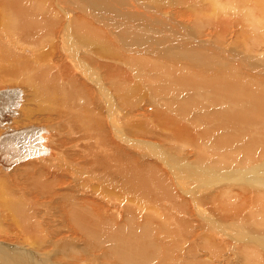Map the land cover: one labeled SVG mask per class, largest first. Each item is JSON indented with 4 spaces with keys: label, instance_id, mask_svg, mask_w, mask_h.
<instances>
[{
    "label": "bare ground",
    "instance_id": "6f19581e",
    "mask_svg": "<svg viewBox=\"0 0 264 264\" xmlns=\"http://www.w3.org/2000/svg\"><path fill=\"white\" fill-rule=\"evenodd\" d=\"M23 1L24 0H0V15L4 13V17L12 20L10 26L13 30V38L23 39V41H21L19 43V46L17 47L13 46L9 38H5L0 35V40L10 45V48L12 49L11 51H9L8 48H0V60L2 59L3 61H5L6 67L12 72L10 78L13 79L14 83H20L18 77L25 76L27 72L30 71L29 75L33 78L38 79L39 84L42 87L48 89L46 93L50 97L48 98L49 102L52 99L55 100L53 109L56 112L60 111L62 113H65L70 110L74 118L78 120V123L82 127H94L101 136L106 135L105 140L107 145H88L87 149H83V151L78 150L81 153L84 152L86 155H83L85 161H82H84V164H76V167L79 168L78 170H80L78 174L73 171V165L71 166V164L66 161L63 156H61V163L59 164V167L67 171V175L57 176L52 173L51 170L52 167L57 169L58 165H56V162L54 161H51L50 163L48 162L49 159H57L59 157L54 156L56 154V150L54 151L53 148H50L48 146V144L50 143L48 142L50 140L48 139V137L52 128L56 130V132L58 129L56 127V123H51L50 125L47 124L46 126L42 125L44 126V130L40 132V136L43 137L42 144L46 146V151L44 153L33 154L18 161L16 160L15 162L8 161V155L6 153L4 154V152L2 155H0V165L7 170L15 164L21 163L25 160L29 161L32 158L29 162H25V164H22V166L14 167V169L12 170V174L18 175L11 176L12 174H10L9 176L21 177L28 175L29 184L33 191L37 190L38 188L46 187L48 185L52 186L56 182L55 179L61 177V183L69 184L68 189L63 192V194L65 195L63 199H65L67 202L62 201V204L67 207L68 210V214L65 213V215H68V219H66V222H68L67 224L70 226L69 228L72 230L73 234H75L79 238L86 239L83 240L85 242H83L82 244L86 243L87 245H81V247H88V249L84 250L86 248H83V254L86 253V255H92L93 248L96 245H98L99 247L104 245L106 251L108 250V253H106L107 258H110L111 260L116 259L120 264H149L154 261H157L155 264H203V260L199 259L200 257L197 256L201 255L203 251L198 247V245L193 249H191V246L193 245H190V237H193L197 234L196 228L205 229V226L209 224L219 226L221 225L220 223H218L219 221L224 222V220H229L231 219L232 215L238 214L244 209L253 208L254 203L258 202L262 204V207L260 209L262 214L258 216L254 221V223L259 224L257 226V230H248L244 231L243 233H239V236L242 239L241 241L235 240L233 238L234 232L226 228L227 224H225L226 226H220L221 229H219V233L221 235L229 237L234 244L240 246L247 252V258L249 262L248 264H264V229L261 226L264 225V177L260 178L258 173H255V170L258 168L264 169V82L256 81L253 79L256 75H251V73H256V71H254L253 68H249L250 56L246 57L245 53L239 54L238 49H235L237 47V40L239 41L237 37L238 35L236 34L235 36L237 39H225L227 34L228 36L231 35V32H228V25L224 24L223 26V24L220 25V23H218V27L220 25L218 30L223 29L219 32V35L223 36L215 37L216 42H212L208 38L203 39L200 37L198 38L189 36L188 38L192 39H186V41H191L188 44L197 43V46H206L207 52L193 51L191 55L190 52L193 49L188 47V50L179 54L180 58L175 56H168L170 59L180 61L202 60L200 67L204 71V74H198L187 66L172 64L170 62L155 60L151 57L134 54L136 51H139V49H142L143 46L147 43L149 49L153 50L156 48V41H145L142 33L138 32V30L140 29L136 28L137 25L140 27H144V25L138 23L136 21V18V22H134V25H131L134 28L131 29L129 27H124L125 29H123L125 31L119 32L120 37L124 39V41L127 40V43L135 48L134 52L131 54V49H125L124 46L120 43V48L122 50H124L125 52H127V50L130 51V54L128 55L122 54L123 57L130 58V62L144 63L147 59L150 62H154L152 64V67L155 69L160 68L163 74L166 73L167 69L174 70L177 75L174 74L173 76H171L170 83L175 87L186 90L189 95L200 96L201 93H203L201 95L203 97L207 92L212 95H214V93L216 94L214 95L213 99L216 103H211V108L217 109L219 105H221V107L208 119V122L213 123L214 125L209 127V131L216 137L215 141H202V138L198 139V131L185 127V124L187 123V126L191 127L190 122H185L178 117H170V119H167L162 114L164 112H171L172 108L180 104V102L184 104H190V101L188 100H178L179 102H174L169 96L170 98L168 97V100L170 101L165 102V107H159L158 104H156L157 102L155 100L154 111L156 113V116L160 117L161 122L165 126H168V133L172 136L166 137L164 135H160V139H164L162 140L163 142L167 140L170 141V143L177 145L178 147H190L193 148L197 153H202L200 147L198 146L199 142L200 145L202 144L201 146H203L204 144L206 145H204L206 147V151L208 147H211L214 156L217 154L215 156L217 158L215 159L218 160L222 165H219V163H217L215 160H213L212 165H214V168L217 169V171L215 172L219 176H221L222 179L219 182L210 183V187H215L217 183V185L219 186V188L217 189L222 191V196H227L229 191L233 187L238 188L242 193L247 194V199L245 200V202L241 204H235V206L240 207L226 210L225 207L214 208L212 197L215 198L220 196L214 190L209 191V194L205 199V204L207 203V205L205 206L199 203V201L194 196L189 195L180 189L179 183H181V180L186 177L184 173L187 172V169L184 165V162L187 161L186 159L181 157V154L178 150L177 152L173 153L177 155L174 156L173 161L171 156L164 154L158 150V147H161V145H159L158 143L149 141L146 145H132V137H129L128 135L125 137L122 134L121 130L119 129L121 123L112 119V109L113 101L116 98L118 99L119 109L123 113L124 117L129 116V114L126 112L127 104L121 98V93L124 87L123 84L125 83V81L123 82L124 78H122V71L124 70L117 67L116 64H119V62L117 61L111 64L109 63L113 61H110L108 63L107 60L115 59L120 55V50L118 48H114V45L112 44V42H110L109 38L105 37L103 30L100 28H96L97 35L102 44H93L91 43V41H88L89 37L85 33L79 31V28L81 27L87 28V30H92L88 26L86 21H81L82 23L74 22L67 15L65 17L56 15V18L53 21L40 19L30 14L33 13V7H30L28 13V5L23 4ZM45 5L46 4L44 1V6ZM75 5L78 11L86 16L94 18V21L96 23H102V21L105 19L103 14L96 9V4H94L95 6L88 3L82 5L80 1H78V3ZM223 8L224 6H221L218 0H216L215 4L210 5L209 10L212 13H218L220 12L218 10H222ZM114 9L116 10L117 7H115ZM220 14H222V11L221 13H219V17L222 16H220ZM123 20L124 19H113L109 22L105 21V23L107 24L106 28L110 31L108 32L112 37H116L113 33H111L110 30L112 24L113 26L117 25L121 27L124 24L118 23L122 22ZM169 21L172 22L171 19ZM60 22H64V26L66 27L63 29V34L60 33L58 36H56L57 32L55 31V27ZM146 23L148 22H145V24ZM82 24L84 25L82 26ZM69 25L70 28L76 32V37H73L72 35L69 37L65 36L67 27L69 28ZM151 34L153 33L151 32ZM240 34L242 36L241 42L243 46H247V42L249 40L250 43L253 44V41L250 38H248L247 36H243L242 32H240ZM170 37L175 40L180 38L176 36ZM70 39H72L71 43H69L68 41ZM165 39H167V37H165ZM180 39L178 42H172H174L175 44L177 43L176 45L183 47L185 44L178 43H182L185 39ZM223 40H231L234 43L235 46H232L231 48L235 49L238 54L236 53L235 55H232V57H229L234 61L238 60L239 63H245L247 65V68L241 65L240 70L248 69V71L251 72L250 74L248 73L249 75L239 74L236 68H233L232 70L227 72H223L220 75H216L218 69L220 68H216L211 65V59H213V56L210 50H218V55H220V49H228L224 47L228 46L227 43H225V45L223 43L222 45H218V42H223ZM255 44L256 43H254V45ZM44 45H47L48 49H44ZM136 46H139L141 48H138ZM251 46L252 45H250L249 49L251 48ZM172 48H176V46ZM165 49L166 51L168 50L167 47ZM96 51L97 53H99V56L96 55ZM142 54H144V51ZM94 57H99L100 59H95ZM43 62L48 66L47 75L35 70H33V72L31 71V66L36 67V69L38 70L42 66ZM124 65L128 72L132 70V67L130 68L126 64ZM96 67L98 68V70L96 69ZM96 72L98 73V76L96 75ZM75 73H77V75ZM76 81L86 84L88 89L81 87L76 83ZM126 82L130 83V81ZM109 86L113 89L114 93H112L108 89ZM83 93H85L87 98H89V95H91V98L93 99L96 96L98 102H100V97L102 94L107 93V95L109 96L110 101H103L100 113L97 112L100 115L97 118V123H95L89 117L90 111L92 112V114H94L95 110L86 109L85 106L81 105L79 97ZM220 98L222 99L221 101H219ZM252 101L255 102V108L251 103ZM21 102L22 95L20 94L18 104L15 106V111L11 114L8 113L7 115H9V117L6 119H4L6 115L4 117L0 116L1 133L6 132L10 129H15L9 125L11 120L13 122H16L17 119H28L30 117L31 113L27 112V109L19 110ZM121 108L124 110H122ZM140 115V121H150V115H148L145 111H143ZM65 118L68 120L70 118V115H65ZM129 120L130 118L127 120V122ZM250 122H256L257 125H260V127L256 129L254 137L245 133V126ZM228 131H230L231 133L221 136L219 138V143H217L218 132L221 135L222 133H226ZM111 133L117 141L112 139ZM80 134L81 130H78V135L80 138H82ZM129 135L133 136L132 132H130ZM247 140H251L252 146H250L248 149H241V144ZM83 142H87V140L83 139ZM211 142L213 143V145L215 143L219 146L218 152H215L216 150H213L214 146ZM234 143L240 145V147L238 146L236 148L235 146H233ZM121 144H126V146H123ZM97 146L98 149L95 148ZM124 147H126V149L130 148L132 151L126 152ZM229 147H235L236 150L239 148L238 150L240 151V155L238 157L241 156V163L237 161V159H235L236 164H231V158L238 154H232L234 150L232 149L233 151H231ZM134 149H137L138 152ZM169 149L171 148H168L167 150ZM205 149H202V151H205ZM223 149H228L230 151L224 152L225 150L223 151ZM209 151L210 150H208L207 152L211 155L212 152ZM255 151L259 152V159L255 158L254 155H256L257 153ZM74 153L75 152L73 151V154ZM244 153L246 154L244 155L245 159L242 158V155ZM69 155L71 157L75 156L72 155V152H70ZM146 155L154 160H158L162 165L159 166V164H157L156 162H150L144 160L145 158H141ZM205 155H207V153L203 155L200 154V156L202 157L198 159L203 160ZM211 157L209 158L210 160ZM235 158L237 157L235 156ZM220 160L224 163V165ZM90 161H93L92 165L89 164ZM142 162L147 166L148 173L142 172L140 170L139 165H142ZM208 162H206V164L208 163V166H210V161ZM228 162L231 164V166L228 165ZM155 165H157L156 167L159 168V172L155 170ZM91 166H94L97 170L104 171L103 173L100 172V175L102 176L100 177L98 176V174L96 175V173L93 171L91 173L90 170H93L91 169ZM179 168L181 169L178 170ZM210 168L211 170H213L211 166ZM49 172H51V175L53 176H45V174ZM139 173L143 177L140 176ZM233 177H236L235 181L228 182L233 181ZM80 179H83L84 181L79 182ZM134 179L136 182L132 181ZM237 179H241L242 182L239 183ZM192 180L197 181L195 179ZM95 183H97V185ZM171 183H174L173 187L171 186ZM125 186H131L134 191L138 192L137 195L140 194V198H142L136 201L135 204H130V196L126 191ZM259 190L263 192H260ZM77 193H87L93 196V198L87 196L79 197ZM179 193L184 196L181 198L183 199V203L185 205V219L190 228L187 238L184 239V243L190 247V256L187 255L186 257L179 247V230L175 227L169 226L172 225V222L174 220V203L176 202L178 205L180 199L177 194ZM13 197L15 198V196ZM95 197L100 200H95ZM40 198H43V196H40ZM158 199H161L164 205H158ZM228 200L230 202H235V198L233 197V195L231 197L229 196ZM187 202L191 209L188 208ZM20 203L14 202L12 198L10 202H8L7 207L11 210H9V213L11 214L10 221L16 220L17 222H20V226H22L23 229L24 238L27 239L29 238V235H33L35 240L34 243L40 245L43 244V238L47 236L39 237V235L35 233L33 227L35 223L32 219V215H30L28 211L23 212L22 208L18 206H23V204ZM244 203L249 204V206L245 207ZM128 204L131 205L130 209L135 210V213L137 215L136 218L135 215H133L132 210H126V214L130 221L123 224L115 225L106 218V213L108 211L114 210L117 212L119 209L127 206ZM154 204L162 210V218H160V223H158V226L152 224L150 221H146L143 224L139 225V223L137 222L139 221V219H141L140 214L145 215L144 212H146V214L147 212L150 213H148V217L147 215L145 216V218L143 216V218L146 220L149 218L150 220H155L154 218L160 215H157L156 206ZM228 205L232 206L229 203ZM4 210L7 209L4 208ZM213 211L214 213H212ZM215 213L219 214V216H215ZM148 222L153 225L154 230ZM13 225L15 224L13 223ZM14 227L17 228L16 225ZM193 227L195 229H192ZM13 228L10 226L8 228V231L12 234L14 231ZM27 230L29 235L27 234ZM161 234L165 239H167V241L164 244H162L163 242H158V247L161 251L166 253V256L162 255L161 252L155 248V244L153 242V240H158ZM34 240L32 239V241ZM89 246H91V248ZM4 250L7 253V256H4L3 259L0 258L1 261L3 260V264L4 262L7 264H13V261L6 257L10 256L11 258H13L15 256L16 250L10 247L9 250ZM26 250L28 254L33 255V259H35L36 261H38L37 259H39L41 256H45H38L32 250H29L27 248ZM71 250L72 252H74V254L77 255L82 252L81 249L74 246H72ZM176 253L178 255L172 256V254ZM83 254L81 253L80 255L83 256ZM178 258H182V260H179ZM216 258L214 257L212 260H216ZM237 258L240 259V257ZM184 259L186 261H184ZM77 260L82 261L83 258H77ZM204 260H206L205 257ZM243 260L245 261V255H243ZM42 261L44 262H41V264H51L49 261L45 263V259H42Z\"/></svg>",
    "mask_w": 264,
    "mask_h": 264
},
{
    "label": "rangeland",
    "instance_id": "374dc122",
    "mask_svg": "<svg viewBox=\"0 0 264 264\" xmlns=\"http://www.w3.org/2000/svg\"><path fill=\"white\" fill-rule=\"evenodd\" d=\"M44 1L46 4L45 6H44ZM78 1H80L82 5H85L86 3L91 5L96 4L97 6L96 9L100 11L105 17L102 23L101 22L96 23L94 21V18L86 16L80 11H78L75 5L78 3ZM215 2L216 0H59V2L58 0H24L23 4L28 5V13L30 7H33V13L30 14L40 19L53 21L55 20L56 15L60 17H65L67 15L74 22L86 21V23L92 30L89 29L87 30V28L81 27L79 28V31L85 33L89 37L88 41H91V43L93 44H102L101 40L97 35L96 28H100L103 30L105 37L109 38L110 42H112V44L114 45V48H118L120 50V55L115 59L107 60L108 63L110 61H113L109 63L111 64L117 61L119 62V64H116L117 67L124 70L122 71V78H124L123 82L125 81V83L123 84L124 87L121 93V98L127 104L126 112L129 114V116L124 117L123 113L119 109L118 99L116 98L113 101V109H112V119L121 123L119 129L121 130L122 134L125 137L127 135L129 137H132L131 138L133 140L132 145H138V146L146 145L147 142L149 141H154L158 143L159 145H161V147H158V150L164 154L171 156L173 161H174V156H177L173 153L177 152L178 150L179 153L181 154V157H183L187 161L184 162V165L187 169V172L184 174L186 175V177H188V178L185 177L186 179L184 178L183 180H181V183H179L180 189L185 193L194 196L199 201V203L205 206L207 205V203L205 204V199L209 194V191L214 190L217 194L220 195L215 198L212 197V203L214 208L225 207L227 210V209L240 207V206H235V204H241L245 202V200L247 199V194L242 193L238 188L233 187L229 191L227 196L226 195L222 196L223 195L222 191L217 189L219 188L217 183L215 187H210L209 186L210 183L219 182L222 179V177L215 172L217 171V169L214 168V165H212L213 160L219 163V165L221 164L218 160L215 159L217 158L215 157L217 154L214 156L211 147H208L209 149L207 148V151L210 150L212 152L210 155L205 149L206 145L204 144L205 146L204 145L201 146L202 144L200 145V143L198 142V146L200 147L201 152L203 154L207 153V155H205L204 157L205 159L203 158V160H199L198 158L202 157L200 156V154L201 155L203 154L197 153L193 148L190 147L181 148L173 143H170V141L167 140L163 142L162 140L164 139H160V135H164L166 137H172V136L171 134L168 133L167 130L168 126H165L161 122L160 117H157L154 111L155 100L157 102L156 104H158L159 107L166 106L165 102L170 101L168 100L169 96L171 97V100L174 102H179L178 100H188L190 101V104H184L180 102V104L172 108L171 112H164L162 114L167 119H170V117H178L179 119L185 122H190L191 127L187 126L188 123L185 124V127L198 131V137H197L198 139L202 138L201 139L202 141H208V140L215 141L216 137L212 135V133L209 131V127L214 125L213 123H209L208 119L213 114H215L216 111H218L221 107V105H219L217 109L211 108L210 104L216 103L213 100L214 95L216 94L214 93V95H212L209 92H207L206 94H204L203 97L201 96L203 93H201L200 96L189 95L186 92V90L175 87L170 83L171 76H173L174 74L177 75V73L174 70L167 69L166 73L163 74L160 68L155 69L152 67V64L154 62H150L147 59L144 63L130 62L131 59L127 57H123L122 54L128 55L130 54L129 53L130 51L132 54L135 48L130 44H128L127 40L124 41V39H122L119 35V32L125 31L124 27H129L131 29L134 28L131 25H134V22L137 21L138 23H141V25H144V27H140L137 25L136 28L140 29L138 30V32L142 33L143 37L145 38V41H156L155 44L156 48L153 50L149 49L147 43L143 46L142 48L143 50L139 49V51H136L134 54L151 57L155 60L166 61L172 64L187 66L188 68L192 69L194 72H197L198 74H204V71L200 67L202 60L180 61V60L170 59L168 56L179 57L180 53L185 52L189 48L193 49L190 52L191 55L193 51L207 52L206 46H197L196 45L197 43L188 44L191 41H186V39L191 40L192 38H188L190 36V37H198V38L200 37L203 39L208 38L212 42H216L215 37L223 36V35H219V32L222 31L223 29L218 30V28L220 27V25L223 24L224 26V24H226L228 25V32L230 31L231 35L228 36L227 34L225 39H229V38L237 39L235 36L236 34L238 35L237 37L239 41L237 40L236 43L237 47L235 49H238L239 54L245 53L246 57L250 56L249 68H253L254 71H256V73L255 72L251 73L248 71V69L240 70L241 65H243L246 68L247 65L245 63H239L238 60L234 61L233 59L230 58L232 57V55H235L237 53L235 49L231 48L232 46L235 45L231 40L228 41L223 40V42L222 41L218 42L219 43L218 45H222V43L225 45V43H227L229 47L228 46H224V47L228 49L225 50L220 49V55H218V50L217 51L210 50L213 56V59H211L212 60L211 65L213 67L220 68L218 69L216 75H220L223 72H227L232 70L233 68H236L239 74L247 75L248 73L249 74L251 73V75H256L253 78L254 80L264 82V0H218L219 4L221 6H224V8L222 10H218L220 11L218 13H212L209 10L210 5L215 4ZM115 7H117L116 10L114 9ZM221 11L222 14H220V16L221 15L222 16L219 17V13H221ZM113 19L115 20L124 19L122 22L118 23V24H124L121 27L117 25L113 26L112 24L110 28L111 33H113L116 37H112L111 34H109L110 31L107 30L106 28L107 24L105 23V21L109 22ZM170 19L172 20V22L169 21ZM145 22L148 23L145 24ZM11 23L12 20L4 17V13L0 15V35L5 38H9L13 46L18 47L19 43L23 41V39L13 38L12 36L13 30L11 29L10 26ZM218 23H220L219 27H218ZM83 25L84 24H82V26ZM65 27L66 26H64V22H60L55 27V31L57 32L56 36H58L60 33L63 34V29ZM151 32L153 34H151ZM240 32H242L243 36H247L248 38H250L253 41V44L250 43L249 40L247 42L248 43L247 46H243L241 42L242 36ZM71 35L73 37H76V32L73 29H71L69 25V28L67 27L65 36L69 37ZM164 36L167 37V39H165ZM170 36H176L182 39L184 38L185 40L183 39L184 41L178 44H185V45L183 47L176 45L177 43L175 44L172 41L178 42L180 38L175 40ZM68 41L69 43H71L72 39ZM120 43L124 46L125 49H131V50L130 51L127 50V52H125L120 48ZM254 43H256L255 44L256 46L254 45ZM250 45H252L251 46L252 49L250 48L251 50L249 49ZM174 46H176V48H172ZM136 47L141 48L139 46ZM166 47L168 49L167 51L165 49ZM0 48L2 49L8 48L9 51L12 50L10 48V45H8L5 42H2L1 40H0ZM44 49H48L47 45H44ZM143 51L144 54H142ZM95 53L96 55L99 56V53H97V51ZM95 59H100V58L96 57ZM124 64L128 65L130 68L132 67V70L128 72L126 67H124L125 66ZM47 68H48L47 64L43 62L42 66L38 70L36 69V67L31 66V71L33 72V70H35L37 72H42L47 75L48 72ZM96 69L98 70L97 67ZM29 73L30 71H28L25 76L18 77L20 83H14L13 79L10 78L12 72L6 67V62L3 61L2 59L0 60V89L6 87L20 88L21 91L20 94L22 95V102L19 107L20 109L19 108L18 109L19 110L27 109L28 110L27 112L31 113L28 119H24V118L20 120L17 119L16 122L15 121L13 122L11 120L9 125L13 128H20L31 124L46 126L47 124L50 125L51 123L54 124L56 123L58 133L53 128L52 130H50L48 137V139H50L48 142L50 143L48 144V146L50 148H53L54 151L56 150L55 151L56 154L54 156H58L59 158L57 159L53 158V159H49V162L47 161L48 163L54 161L56 162V165H58L57 169L52 167L51 172L57 176L67 175V171L59 167V164L61 163V156H63L64 159L71 164V166L73 165L72 166L73 171L78 174L80 170H78L79 168L76 167V164H84L83 163L85 161L84 156H86L84 152L81 153L78 150L83 151V149L88 148V145H97V144L107 145L105 140L106 135L101 136L94 127H88V126L82 127L78 123V120L74 118L70 110L65 113H62L60 111L56 112L53 109L55 100L52 99L50 100V102L48 100V98H50L49 95L46 93L48 89L42 87L39 84L38 79L31 77ZM75 74L77 75V73ZM96 75L98 76L97 72ZM126 81H130V83H127ZM76 83L81 87L88 89L86 84L81 83L79 81H76ZM108 89L112 93H114L113 89L110 86ZM159 98L160 100L162 98V100L160 101ZM79 100L81 102V105L85 106L86 109L95 110L94 114H92V112L90 111V115H89V117L95 123L98 122L97 118L100 115L97 112L100 113V109L103 101H108V102L110 101L107 93L101 95L100 102L97 101L98 99L96 98V96L94 99L91 98V95H89V98H87L85 93H83L79 97ZM221 100L222 99L220 98L219 101ZM111 101H112V97H111ZM251 103L255 108V102L252 101ZM143 111H145L148 115H150L149 116L150 121L148 120L140 121L141 119L140 114ZM65 115H70V118L67 120L65 118ZM129 118L130 120L127 122ZM259 127L260 125H257L256 122L247 123L245 126V133L247 135H252V137H254L255 131ZM78 130H81L80 136L82 138L79 137ZM130 132H132L133 136L129 135ZM228 133L231 132L228 131L226 133H222L221 135L218 132L217 143H219V138L221 136ZM111 137L113 140H116L112 133H111ZM83 139L87 140V142H83ZM121 145L126 146V144H121ZM213 146L215 148V149L213 148V150H216L215 152H218L219 146L215 143ZM233 146H235L236 148L238 146L240 147V145L236 143H234ZM250 146H252L251 140H247L241 144L240 148L248 149ZM235 147L234 148L229 147L231 151L233 150L236 151V152L233 151L232 154L233 153L238 154L235 155L237 158L233 156L234 160L233 158H231L230 162H232L231 163L232 165L236 164L235 159H237V161H239L240 163L242 161L240 159L241 156L238 157L240 155L239 154L240 151L238 150L239 148L236 150ZM95 148L98 149V146ZM168 148L171 149L167 150ZM124 149L126 152L132 151L130 148L126 149V147H124ZM202 149L203 150L205 149V151H202ZM134 150L137 151V149ZM230 150L223 149L224 152ZM73 151L75 152L74 154ZM68 152L69 153L72 152V155L75 156L71 157ZM255 152H257L256 155H254L255 158L259 159V152L258 151ZM244 155L246 154L244 153L242 155L243 159H245ZM210 157L212 161L209 159ZM141 158H145L144 160L150 162H156L157 164H159V166L162 165L161 162L152 159L148 155L143 156ZM29 161L25 160L21 163L15 164L14 166H11L8 170L0 165V215H1L0 216V258L3 259L4 256H7V253L5 252L4 249L9 250L10 247L16 250L15 256L13 258H11L10 256L6 258L13 261V264H41V262H44L42 261V259H45V263L49 261L51 264H120L119 261L116 259L111 260L110 258H107L106 253H108V250L106 251L104 245L100 246L101 248L98 245H96L93 248L92 255H88V254L86 255V253L83 254V248H86L84 250L88 249V247H83V248L81 247V245L82 246L87 245L86 243L82 244L83 242H85L83 240L86 239L79 238L78 236L73 234L72 230L69 228L70 226L67 224L68 222H66V219H68V215H67L68 210L67 207H65L62 204V201L67 202L65 199H63L65 196L63 192L68 189L69 184L61 183L62 180L61 177L55 179L56 182L52 186L48 185L46 187L38 188L37 190L33 191L29 184L28 175L21 177L9 176L10 174H12V170L14 169L15 166H22V164H25V162H29ZM208 161H210L209 165L213 168L214 171L211 170L210 166H208L209 163ZM206 162L208 163L206 164ZM89 164L92 165L93 161H90ZM231 164L229 163L228 165L231 166ZM156 166L157 165H155L154 168L157 172H159V168H157ZM139 167L142 172L148 173L147 166L143 162L142 165H139ZM181 168H179L178 170H180ZM91 169H93L90 170L91 173L93 171L96 173V175L98 174V176L100 177L102 176L100 175V172L101 173L104 172L95 169L94 166H91ZM51 172L45 174V176H53L51 175ZM255 173H258L260 178L264 177L263 168L256 169ZM13 175H18V174H12L11 176ZM140 176L142 175L140 174ZM236 177H233V181H228V182H234ZM192 179H195L197 181H193ZM81 181L84 180L80 179L79 182ZM132 181L136 182L135 179ZM237 181L239 183L242 182L241 179H237ZM95 184L97 185V183ZM171 186L173 187L174 183H171ZM125 189L129 193L130 196L129 199L131 201L130 204H135L136 201L142 198V197L140 198V194L137 195L138 192L134 191L131 188V186H125ZM259 191L263 192L264 189L263 191L261 190ZM12 195L15 196L16 199ZM77 195L79 197L87 196L93 198V196L87 193H77ZM177 195L180 200L178 202V205L176 202L174 203L175 205L174 220L172 222V225L169 226L175 227L176 229L179 230V236H178L179 247L183 251L184 256L186 257L187 255L190 256V247L184 243V239L187 238L190 228L185 219V205L183 203V199L181 198L184 196L181 195L180 193ZM232 195L235 198V202H230L228 200V197L229 196L231 197ZM40 196H43V198H40ZM11 198L13 199L14 202H18V203L21 202L23 204V206L18 205L20 208H22L23 212L28 211V213L32 215V219L35 223V225L33 226L35 233H37L39 237L47 236L43 238L44 241L43 244L40 245L34 243L35 242L34 237L33 235L28 234V230H27V234L29 235V238L27 239L24 238L23 237L24 233L22 226H20V222H17L16 220L14 221L12 220L13 222L10 221L11 214L9 213L10 209L7 207V205L8 202H10ZM94 199L100 200L97 197H95ZM228 203L232 206H229ZM157 204L164 205L161 199H158ZM130 206L131 205L128 204L127 206L119 209L117 212L114 210L108 211L106 213V218L109 219L110 222L115 225L126 223L130 221V219H128V216L126 214V210H132L133 215H135V218L137 217L135 210L130 209ZM248 206L249 204H245V207ZM261 207L262 204L255 202L253 208L244 209L242 212L232 215L231 219L224 220V222L219 221L218 223L221 224L219 226L209 224L205 226V229L196 228L197 234L193 237H190V241H191L190 245H193L191 246L192 247L191 249H193L195 246L198 245V247L203 251L201 255H197L200 257L199 259L203 260V264H248L249 262L247 258L248 257L247 252L243 250L240 246L234 244L229 237L221 235L219 233V229H221L220 226H226L225 224H227L226 228L234 232L233 238L235 240L241 241L242 239L240 238L239 233H243L244 231H248V230L250 231V230L258 229L257 226L259 224L254 223V221L257 219L258 216L262 214L260 211ZM4 208H6L7 210H4ZM157 208L158 206H156L157 215L158 214L160 215L155 217L154 218L155 220L153 219L150 220V218L147 220L144 219L146 215L148 217V215L150 214L149 212H147V214L146 212H144L145 215L140 214L141 219H139L137 223L141 225L146 221H150L152 224L158 226V223H160V218H162V210L160 208L158 209ZM188 208L191 209V207H189V204H188ZM65 213L67 214L65 215ZM212 213H214V211ZM215 214H216L215 216H219V214L217 213ZM13 223L17 226V228L14 227L15 225H13ZM151 223H149V225L153 229V225ZM9 226L12 228L14 227L13 234L8 231ZM261 226L264 229V225ZM192 229L195 228L193 227ZM32 239L34 241H32ZM166 241L167 239H165L162 234L158 240H153L155 244V248L159 250L161 254L164 256H166V253L160 250V248L158 247V242H163L162 244H164L166 243ZM72 246L81 249L82 252H80L78 255L74 254V252H72L71 250ZM89 247L91 248V246ZM26 248L32 250L38 256L39 255H45V256H41L40 258L38 257L39 259H37L38 261H36L35 259H33V255L28 254ZM81 253L83 254V256L80 255ZM176 255L178 254L177 253L172 254V256H176ZM243 255H245V261L243 260ZM44 257H47L48 260L47 258ZM204 257L206 260H204ZM214 257L215 258L217 257L216 260H212ZM237 257H240V259H238ZM77 258H83V260L78 261ZM1 259H0V264H3V260L1 261ZM178 259L182 260V258H178ZM184 261L186 260L184 259ZM156 262L157 261H154L149 264H155ZM4 264L7 263L4 262Z\"/></svg>",
    "mask_w": 264,
    "mask_h": 264
},
{
    "label": "water",
    "instance_id": "95a60500",
    "mask_svg": "<svg viewBox=\"0 0 264 264\" xmlns=\"http://www.w3.org/2000/svg\"><path fill=\"white\" fill-rule=\"evenodd\" d=\"M20 88L6 87L0 89V116L9 117L15 111V106L20 98ZM44 130L42 125H27L10 129L0 134V155L6 153L8 161L15 162L27 156L44 153L46 146L42 144L43 137L40 132Z\"/></svg>",
    "mask_w": 264,
    "mask_h": 264
}]
</instances>
